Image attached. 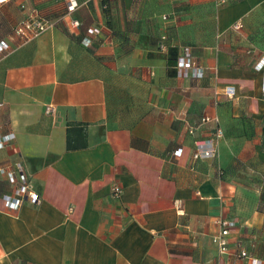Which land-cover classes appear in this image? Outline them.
<instances>
[{
	"label": "crops",
	"instance_id": "obj_1",
	"mask_svg": "<svg viewBox=\"0 0 264 264\" xmlns=\"http://www.w3.org/2000/svg\"><path fill=\"white\" fill-rule=\"evenodd\" d=\"M77 2L0 3V137H15L0 145V264H248L239 242L264 264V0ZM31 9L56 24L20 44ZM170 48L203 77L179 76ZM217 126V155L195 161ZM17 164L38 202L5 201ZM220 219L237 223L230 254L212 242Z\"/></svg>",
	"mask_w": 264,
	"mask_h": 264
},
{
	"label": "built area",
	"instance_id": "obj_2",
	"mask_svg": "<svg viewBox=\"0 0 264 264\" xmlns=\"http://www.w3.org/2000/svg\"><path fill=\"white\" fill-rule=\"evenodd\" d=\"M7 0H0V3L6 2ZM67 1V11L68 14H72L75 12L79 6L77 0H66ZM230 0H216L217 6H224ZM56 23L50 21L44 17H41L36 9H31L28 11L25 18H23L20 22H18L13 29L14 36H16L18 42L20 44H25L33 39L39 38V36L48 30L50 27L54 26ZM72 25L78 27L80 23L77 20L72 21ZM241 25L238 23L235 25L236 29H239ZM83 43L89 45L91 43L90 40L84 39ZM9 50V46L6 42L0 43V55H2L5 51ZM261 64V63H260ZM261 69V68H260ZM177 71L179 76L188 77L193 76L194 78H202L203 70L196 65V63L192 60L190 53L188 50L184 52V54L178 60ZM226 95L230 98H233L235 95L234 88H227L225 90ZM261 94L264 99V78L261 84ZM0 108H2V104H0ZM213 121L218 125V118H209L205 117L203 122ZM188 132L190 134H194L195 128L193 126L188 127ZM223 130L217 126L214 132V137L207 141H195V150L193 154V159L195 161L201 159H207L215 157L218 153V143L219 140L223 137ZM14 135L10 134L7 136L0 137V145L5 144V142H9L14 140ZM183 153V148H178L175 152V156H181ZM2 171L7 174L8 178L17 185L15 193L13 196H6L5 201L9 205H13L15 207H19L25 198L29 199L30 202L36 203L39 200L38 194L31 192L29 190L28 178L24 174V170L21 164H17L15 169H5ZM122 194V188L119 185H114L111 191V197L113 199H119ZM218 233L212 236V242L217 247L220 254H230L231 247L229 244L228 237L233 229L237 227V223L234 220L230 219H220L217 221ZM234 255L239 259L248 260V264H262L263 262L251 255L247 250L242 247V244L239 242L236 246Z\"/></svg>",
	"mask_w": 264,
	"mask_h": 264
},
{
	"label": "trees",
	"instance_id": "obj_3",
	"mask_svg": "<svg viewBox=\"0 0 264 264\" xmlns=\"http://www.w3.org/2000/svg\"><path fill=\"white\" fill-rule=\"evenodd\" d=\"M106 11L108 12V10L106 9ZM47 19V18H46ZM178 50L176 48H170V64L171 66H173L176 70L178 67V60H179V56L177 54Z\"/></svg>",
	"mask_w": 264,
	"mask_h": 264
},
{
	"label": "rangeland",
	"instance_id": "obj_4",
	"mask_svg": "<svg viewBox=\"0 0 264 264\" xmlns=\"http://www.w3.org/2000/svg\"><path fill=\"white\" fill-rule=\"evenodd\" d=\"M195 150V149H194Z\"/></svg>",
	"mask_w": 264,
	"mask_h": 264
}]
</instances>
